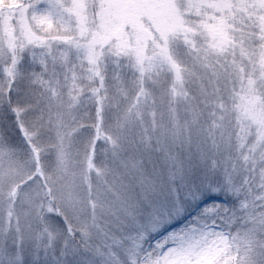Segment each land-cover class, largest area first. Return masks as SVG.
<instances>
[{"label":"snow or ice","instance_id":"6c2138e0","mask_svg":"<svg viewBox=\"0 0 264 264\" xmlns=\"http://www.w3.org/2000/svg\"><path fill=\"white\" fill-rule=\"evenodd\" d=\"M163 6L166 16H153L144 27L142 16L117 18L114 0H0V38L5 55L11 53L5 71L12 77L0 83V100L11 103L19 79L43 83L49 60L74 55L96 64L110 43L116 55L131 50L138 62L161 67L170 60L172 45L181 42L205 58L223 55L240 12L241 23L250 19L259 29L254 35L262 51L249 59L258 64L252 72L264 78V0H165ZM130 26L138 29L135 39L123 40ZM25 55L39 72L21 70ZM221 67L250 90L251 74L245 85L243 67L235 61L230 72ZM254 128L250 124L227 139L212 125L194 135L191 129L156 130L141 142L138 157L124 165L127 183L116 181L94 198L75 225L52 214L51 206L48 227L40 231L10 219L0 222V264H40L41 251L46 264L49 253L51 264H264V115ZM33 151L30 180L44 175L39 149ZM100 151L106 156L108 149Z\"/></svg>","mask_w":264,"mask_h":264},{"label":"rangeland","instance_id":"374dc122","mask_svg":"<svg viewBox=\"0 0 264 264\" xmlns=\"http://www.w3.org/2000/svg\"><path fill=\"white\" fill-rule=\"evenodd\" d=\"M114 3L117 18L142 16L144 27L153 16L167 14L165 0ZM243 16L238 13L234 29L229 30L233 43L223 55L205 58L202 51L198 55L181 42L172 45L171 58L161 67L147 59L138 62L131 50L116 55L110 43L96 64L73 55L49 60L43 83L35 77L17 80L11 103L0 100V222L10 219L13 225L19 222L40 231L48 227L45 217L51 206L52 214L59 212L75 225V217L88 210L94 198L109 192L116 181L127 183L124 165L138 157L141 142L156 130L182 128L187 134L191 129L194 135L212 125L225 139L233 133L241 135L250 124L255 131L256 121L264 115V78L252 72L258 64L249 58L256 59L254 54L262 49L254 35L259 29L250 19L241 23ZM137 31L130 26L122 39L134 40ZM197 40L204 43L203 37ZM6 51L0 38V83L12 80L5 71L11 64V53L6 56ZM233 61L244 68L245 85L251 74L253 83L247 92L238 77L221 67L230 72ZM20 68L25 73L40 71L27 55ZM33 146L39 149L44 175L30 180L36 156ZM104 147L106 156L100 151ZM9 160L14 162L12 169ZM40 256V264H46L43 251Z\"/></svg>","mask_w":264,"mask_h":264}]
</instances>
